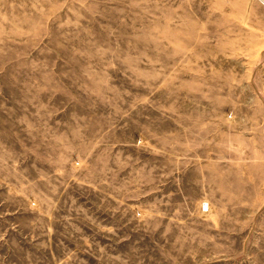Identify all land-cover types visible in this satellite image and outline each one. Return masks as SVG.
<instances>
[{"label": "rangeland", "instance_id": "1", "mask_svg": "<svg viewBox=\"0 0 264 264\" xmlns=\"http://www.w3.org/2000/svg\"><path fill=\"white\" fill-rule=\"evenodd\" d=\"M263 124L264 0H0V264H264Z\"/></svg>", "mask_w": 264, "mask_h": 264}, {"label": "crops", "instance_id": "2", "mask_svg": "<svg viewBox=\"0 0 264 264\" xmlns=\"http://www.w3.org/2000/svg\"><path fill=\"white\" fill-rule=\"evenodd\" d=\"M264 125V124H263ZM255 137V136H254ZM252 157L253 158H256V159H260L259 157H258V155H256V153H254V152H252ZM260 160H262V159H260ZM264 160V159H263ZM225 161H226V158H225ZM220 166V165H219ZM224 166V168L227 166V164H224L223 165ZM242 167V166H241ZM246 171H247V169H245ZM244 173H242L241 174V176L243 175ZM221 176H223V178H222V180H223V190H222V192H224V188L226 187V185L224 184V181L226 182L227 181V172H226V170L224 169V171H223V174L221 175ZM214 186V194H216V193H219L221 190H217V189H215V187H217V185H213ZM218 186L220 187V184H218ZM209 200H211L212 198H208ZM220 199H221V197H220Z\"/></svg>", "mask_w": 264, "mask_h": 264}]
</instances>
